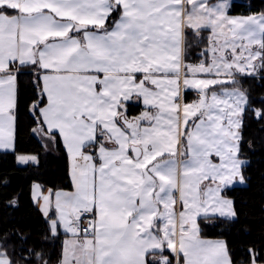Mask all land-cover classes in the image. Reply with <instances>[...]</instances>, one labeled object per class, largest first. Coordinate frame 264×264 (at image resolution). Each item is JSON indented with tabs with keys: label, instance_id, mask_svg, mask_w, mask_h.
Listing matches in <instances>:
<instances>
[{
	"label": "snow or ice",
	"instance_id": "snow-or-ice-1",
	"mask_svg": "<svg viewBox=\"0 0 264 264\" xmlns=\"http://www.w3.org/2000/svg\"><path fill=\"white\" fill-rule=\"evenodd\" d=\"M231 7L0 0V149L15 150L18 76L28 69L40 92L32 132L62 138L70 161L71 191L33 185L51 235H68L56 264H237L227 241L203 238L200 223L238 219L222 193L246 183L245 115L264 121V107H252L240 86L264 80V11L233 16ZM204 31V59L188 63V33L202 43ZM182 89L197 100L183 102ZM140 102L145 110L130 118L128 106ZM17 161L39 162L29 154ZM248 253L239 264H264V249ZM0 264L21 261L0 247Z\"/></svg>",
	"mask_w": 264,
	"mask_h": 264
},
{
	"label": "trees",
	"instance_id": "trees-1",
	"mask_svg": "<svg viewBox=\"0 0 264 264\" xmlns=\"http://www.w3.org/2000/svg\"><path fill=\"white\" fill-rule=\"evenodd\" d=\"M264 11V0H234L231 13L253 14ZM117 15L110 18L109 23ZM202 43H196L188 33L187 61L199 62L204 57L200 52L207 46L209 33H201ZM238 79H240L238 77ZM37 76L33 71L23 70L18 76L17 131L15 150H0V247H7L14 258L24 264V257H30L38 264L34 255L26 249L44 254L50 264H56L62 249L65 234L53 237L48 230L46 218L33 199L34 182L44 188L71 189L68 154L58 138V149L48 151L43 141L32 132L37 125L30 111L31 105L40 98L36 86ZM240 86L246 89L252 107H264V80L257 78L240 79ZM140 105H129V113L137 115ZM241 155L248 160L244 166L246 185H236L225 191L234 199L238 219L209 217L201 219L202 234L206 237L224 238L237 264L247 260L248 250L264 249V121H257L251 112L244 118L242 130ZM36 154L38 163L19 165L18 154ZM15 200V205L9 201ZM20 236L27 238L26 242Z\"/></svg>",
	"mask_w": 264,
	"mask_h": 264
},
{
	"label": "crops",
	"instance_id": "crops-1",
	"mask_svg": "<svg viewBox=\"0 0 264 264\" xmlns=\"http://www.w3.org/2000/svg\"><path fill=\"white\" fill-rule=\"evenodd\" d=\"M233 1L234 0H230V3L232 4L233 3ZM229 15H233V16H236V15H244V14H234V13H231V9H230V11H229ZM249 15V14H248ZM116 19H118V15H117V17H116ZM204 59V58H203ZM188 63H193V64H195V63H199V62H190V61H187ZM217 91H219V89H217ZM182 93H183V96H184V100H183V102H186V103H191V102H193V101H195V100H197V98H198V94H197V92L195 91V90H192V89H187V90H184V89H182ZM45 103H46V98H45ZM136 105H140L142 108H141V110H140V112L137 114V115H131L130 113H129V106H128V115H129V117L131 118V117H135V116H138V115H140V113L142 112V111H144L145 110V106L143 105V103L142 102H140V103H138V104H136ZM36 135L43 141V143H44V145H45V148L48 150V151H51V152H55V151H57V149H58V146H57V142H52V141H49L47 138H45V137H43V136H41V135H39V134H37L36 133ZM58 138H59V140L61 141V143H62V145H63V141H62V138H60L59 136H57V141H58ZM63 147H64V145H63ZM65 148V147H64ZM0 150H11V149H0ZM66 150V149H65ZM27 154V153H26ZM19 155V154H18ZM17 155V156H18ZM29 155H32V154H29ZM38 157V156H37ZM68 159H69V157H68ZM241 159H243V160H245L246 162H248V160L246 159V158H244L242 155H241ZM17 163L19 164V162L17 161ZM30 163H33V164H36L35 162H29L28 164H30ZM19 165H27V164H19ZM69 165H70V161H69ZM34 184H40L39 182H34ZM33 184V185H34ZM247 184V180H246V183H244V184H240V183H237V184H235L234 186H236V185H246ZM41 185V184H40ZM42 186V185H41ZM233 187V186H232ZM42 188H43V190L45 191V193L47 192V190L48 189H52V188H48V187H46V188H44L43 186H42ZM62 189V188H61ZM61 189H52L53 191H56V190H61ZM63 190H67V191H71L72 190V188L71 189H63ZM32 195H33V188H32ZM176 195H177V197L179 196V193L177 192L176 193ZM222 195H224V196H226L227 198H229V199H232L233 201H234V199L232 198V197H229V196H227L226 194H225V192H223L222 193ZM235 206V205H234ZM60 232H63L64 233V230L61 228L60 229ZM65 234V233H64ZM201 235H202V237L203 238H205V239H211V240H216V239H223V240H225L224 238H221V237H216V238H213V237H206V236H204L202 233H201ZM68 238V235L67 234H65V238H64V240L65 239H67ZM226 241V240H225Z\"/></svg>",
	"mask_w": 264,
	"mask_h": 264
},
{
	"label": "rangeland",
	"instance_id": "rangeland-1",
	"mask_svg": "<svg viewBox=\"0 0 264 264\" xmlns=\"http://www.w3.org/2000/svg\"><path fill=\"white\" fill-rule=\"evenodd\" d=\"M32 155H36V154H32ZM37 156V155H36ZM19 164H21V163H19Z\"/></svg>",
	"mask_w": 264,
	"mask_h": 264
}]
</instances>
